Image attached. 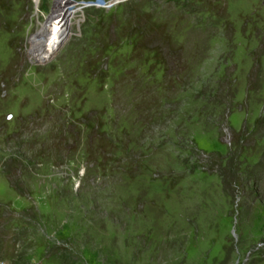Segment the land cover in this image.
<instances>
[{
  "label": "rangeland",
  "instance_id": "374dc122",
  "mask_svg": "<svg viewBox=\"0 0 264 264\" xmlns=\"http://www.w3.org/2000/svg\"><path fill=\"white\" fill-rule=\"evenodd\" d=\"M55 1L0 0V264H264V0H69L48 51Z\"/></svg>",
  "mask_w": 264,
  "mask_h": 264
},
{
  "label": "bare ground",
  "instance_id": "6f19581e",
  "mask_svg": "<svg viewBox=\"0 0 264 264\" xmlns=\"http://www.w3.org/2000/svg\"><path fill=\"white\" fill-rule=\"evenodd\" d=\"M120 1H123V0H109L108 2L107 1L102 2L101 0H97L96 4H100V5L103 4V5L109 6L111 4H114ZM69 8H70L69 0H56L55 1V5H54L55 12L53 13V16H52V21L54 23L50 24L47 27H43L40 33L35 35L38 38L37 45L45 44V49H47L48 51L55 48L57 41L60 39L59 29L62 27V25L65 23L67 19ZM34 37L32 38V40L34 39Z\"/></svg>",
  "mask_w": 264,
  "mask_h": 264
},
{
  "label": "trees",
  "instance_id": "16d2710c",
  "mask_svg": "<svg viewBox=\"0 0 264 264\" xmlns=\"http://www.w3.org/2000/svg\"><path fill=\"white\" fill-rule=\"evenodd\" d=\"M226 109V108H225Z\"/></svg>",
  "mask_w": 264,
  "mask_h": 264
}]
</instances>
